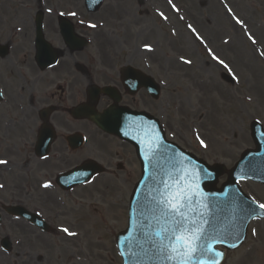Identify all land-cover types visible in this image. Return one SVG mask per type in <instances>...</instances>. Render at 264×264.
Returning <instances> with one entry per match:
<instances>
[{
    "label": "rangeland",
    "instance_id": "obj_1",
    "mask_svg": "<svg viewBox=\"0 0 264 264\" xmlns=\"http://www.w3.org/2000/svg\"><path fill=\"white\" fill-rule=\"evenodd\" d=\"M33 1L0 0V28L16 25L24 32ZM44 1L51 17L70 12L75 19L95 25L89 32L93 45L85 53L96 50L97 63L103 57V62L119 68L133 56L150 65L149 73L159 77L164 87L158 109H148L170 142L210 166L222 164L227 170L245 150L254 149L249 125L256 120L264 129V0H105L95 14L85 12L83 0ZM6 8L11 11L5 12ZM233 16L243 23L237 24ZM55 19L46 16L50 30ZM209 50L228 67L212 59ZM201 140L207 147L201 146ZM98 147L112 165L113 151H131L103 136H98ZM128 156L131 167L115 174L119 182L104 174L91 187L69 195L42 192L54 212L52 234L6 225L0 239L8 236L13 244L21 243L8 256L0 252V264H121L114 239L126 228L129 198L139 178L138 165H132L135 158ZM8 159L10 169L14 166L16 173L24 174L20 161L25 165L27 157L13 154ZM12 172L0 176L22 180L23 175ZM225 180L221 178L218 187ZM240 187L254 202L264 204L262 186L241 183ZM64 228L76 235H68ZM222 264H264V220L249 226L239 249L225 251Z\"/></svg>",
    "mask_w": 264,
    "mask_h": 264
},
{
    "label": "flooded vegetation",
    "instance_id": "obj_2",
    "mask_svg": "<svg viewBox=\"0 0 264 264\" xmlns=\"http://www.w3.org/2000/svg\"><path fill=\"white\" fill-rule=\"evenodd\" d=\"M33 2L34 5L27 8L25 16L28 24L24 32L16 25L0 28V45L5 46L0 56L3 52L7 53L6 57H0V160H6L13 154L28 159L25 165L24 161H20L24 166L22 180H7L0 176V202L24 208H28L30 204L33 209L49 218L53 212L47 207L49 202L42 193L44 191L40 190L42 185L49 184L55 177L47 171L48 168L57 174L87 161H99L104 162L106 167L112 166L110 161L102 158L96 127L88 120L73 119L70 111L86 104L90 110L98 112L110 106L145 112L149 110V106L153 110L158 109V105L146 96L139 80L137 91L131 94L121 80L120 69L103 62V57L100 58L102 62L97 63L96 50L85 53L93 45L89 36L92 31L82 28L79 20L73 18L69 22L78 37V44L81 43V38L87 40L83 49H77L78 44L67 45L60 36L58 21L63 16L47 15L56 18L53 29L50 30L46 22L45 1ZM10 11V8L5 9V12ZM17 13L18 11L16 15ZM38 13L42 18L43 40L49 45L45 49L48 53L58 55L55 65L45 70H41L34 61L39 47L34 23ZM127 62L124 66L145 72L143 58L132 56ZM153 67L159 75L160 68L156 60ZM100 69L103 72L98 74ZM151 76L155 79L154 73ZM98 85L112 88L111 96L100 95L93 107L88 90L91 86ZM149 111L147 112L150 113ZM40 131L44 133L40 145L47 152L44 159L37 157V136ZM114 153L117 168L124 169L118 163L131 167L129 153ZM0 166V174L3 171L10 172L8 164ZM2 204L0 228L4 222L15 220L3 211ZM5 228L4 225L3 229Z\"/></svg>",
    "mask_w": 264,
    "mask_h": 264
},
{
    "label": "water",
    "instance_id": "obj_3",
    "mask_svg": "<svg viewBox=\"0 0 264 264\" xmlns=\"http://www.w3.org/2000/svg\"><path fill=\"white\" fill-rule=\"evenodd\" d=\"M103 0H86L88 7L96 11ZM151 94L158 96V90L148 86ZM98 128L106 133L113 134L133 144L141 162L142 178L136 186L130 201L129 228L126 233L116 238L118 250L124 264H169L147 243L142 232L150 231L142 224L140 212L141 204L155 208L151 204L150 193L161 187V179L169 181L184 172L190 173L195 181L194 189L198 186L197 207L203 213V219L210 221L204 227L217 240L213 244L235 249L243 242L246 229L252 220L264 218V211L244 196L238 186V181H252L264 185V132L258 123L251 124V133L256 145L255 151H246L240 162L228 173V180L221 190L215 188L218 177L223 175L222 166L208 167L203 162L195 160L191 155L181 151L176 146L164 140L162 131L156 120L147 116L136 115L127 111L109 110L102 116L92 118ZM159 138L156 154L151 161L145 160L147 145L150 140ZM94 171L97 170L94 168ZM91 173V171L89 172ZM91 175V174H90ZM66 181H77L74 177ZM74 185V184H73ZM248 209H254L253 213ZM155 222L152 211H145ZM235 244L236 247H231ZM209 255L199 256L198 259L207 261ZM222 257H217L218 264Z\"/></svg>",
    "mask_w": 264,
    "mask_h": 264
},
{
    "label": "snow or ice",
    "instance_id": "obj_4",
    "mask_svg": "<svg viewBox=\"0 0 264 264\" xmlns=\"http://www.w3.org/2000/svg\"><path fill=\"white\" fill-rule=\"evenodd\" d=\"M237 24L243 22L233 16ZM95 27V25H92ZM249 39H252L249 36ZM255 43V41H253ZM209 55L218 63L228 67L224 61L215 56L211 50ZM190 63V61H185ZM201 146L207 147L204 141H200ZM161 141L159 138L150 140L147 145L146 161H151L156 154ZM6 163L0 160V164ZM161 187L156 188L150 193L151 204L155 208H150L147 205L141 204L140 212L143 217L142 224L150 231L142 232L147 239V243L169 264H218L217 257H222V253L213 250V244L222 242L209 234L204 225L210 221L203 219V213L195 207L198 203L197 194L198 186L194 189V179L190 173L184 172L169 181L161 179L159 181ZM45 188L50 187L48 183L42 185ZM253 203H255L253 201ZM258 208L264 209V204L257 205ZM145 211H152L155 222L148 216L144 215ZM253 213L254 209L247 210ZM68 235H76L70 232L67 228L62 229ZM255 229L253 235H255ZM231 247H236L235 244ZM209 255L210 258L205 261L198 259L199 256Z\"/></svg>",
    "mask_w": 264,
    "mask_h": 264
},
{
    "label": "bare ground",
    "instance_id": "obj_5",
    "mask_svg": "<svg viewBox=\"0 0 264 264\" xmlns=\"http://www.w3.org/2000/svg\"><path fill=\"white\" fill-rule=\"evenodd\" d=\"M191 29H192L194 32H196V30H195V29H193L192 27H191ZM196 33H197V32H196ZM197 38H198V39H200V37H199L198 33H197Z\"/></svg>",
    "mask_w": 264,
    "mask_h": 264
}]
</instances>
